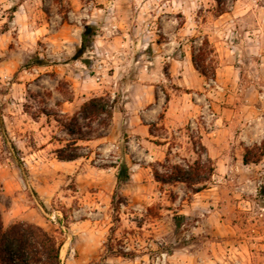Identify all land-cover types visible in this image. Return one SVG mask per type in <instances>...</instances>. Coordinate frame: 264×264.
Wrapping results in <instances>:
<instances>
[{"label": "rangeland", "instance_id": "obj_1", "mask_svg": "<svg viewBox=\"0 0 264 264\" xmlns=\"http://www.w3.org/2000/svg\"><path fill=\"white\" fill-rule=\"evenodd\" d=\"M85 24L96 35L77 54ZM199 49L206 85L178 87L169 57ZM150 86L163 111L171 103L192 113L177 130L153 124L145 140L169 143L153 160L151 144L124 132L150 109ZM100 97L115 100L119 126L78 114L90 127L82 142L57 122ZM211 120L216 155L232 168L203 184L156 182L153 170L205 162ZM263 138L264 0L229 1L220 16L214 0H0V211L5 226L51 234L62 264H264V166L237 163ZM72 141L82 157L57 161L54 151ZM122 163L129 181L118 184Z\"/></svg>", "mask_w": 264, "mask_h": 264}, {"label": "trees", "instance_id": "obj_2", "mask_svg": "<svg viewBox=\"0 0 264 264\" xmlns=\"http://www.w3.org/2000/svg\"><path fill=\"white\" fill-rule=\"evenodd\" d=\"M229 1L235 0H214L215 13L220 16L226 13V5ZM96 27L93 25H83L81 33V45L77 49V54H82L86 49L92 46L93 38L96 35ZM202 46H208V42L203 40ZM199 55L195 56L192 52L191 59L197 72L205 79L208 78L207 67L204 66L205 55L202 49H199ZM212 78L214 72L212 70ZM167 101V97H165ZM115 106V100L109 101L104 98H91L83 102L77 113L68 117V123H60L61 127L70 135L76 136L77 141H89L87 133L83 130L90 128L89 125L81 126L78 124L77 115H81L83 120L92 121L99 116H104L105 120H100L99 124L104 127L112 118V110ZM159 116V120L162 119ZM154 125H149L150 128ZM205 153V162L198 159L192 164H186V168L180 165L171 167L168 175H160L156 170L152 171V176L159 184L182 183L187 186L203 184L210 181L214 174L215 166L212 159L208 156L206 149L200 146ZM81 147L76 145L75 141L66 142L65 145L54 151L55 158L59 162H73L82 156L78 152ZM264 154V138L259 145H253L251 148H244L241 157L243 165H257ZM118 184L129 181L128 169L125 164H121L116 175ZM200 189H194L193 193ZM61 246L56 239L43 228L24 221H16L5 226L0 211V264H61L60 260Z\"/></svg>", "mask_w": 264, "mask_h": 264}, {"label": "crops", "instance_id": "obj_3", "mask_svg": "<svg viewBox=\"0 0 264 264\" xmlns=\"http://www.w3.org/2000/svg\"><path fill=\"white\" fill-rule=\"evenodd\" d=\"M191 51L188 52L184 50L183 55L179 58H170L171 65L170 69L172 72H175L176 76H181V79L176 78L175 84H177L178 87L185 88L186 90L190 89H197L201 86H205L206 83L204 81L205 78H203L195 69L192 63L191 59ZM170 71V72H171ZM174 75H171V77ZM190 77L195 80V83H190L187 81ZM151 88V96L148 97L147 102L151 105L150 109L147 112L139 111V113L133 117H130L129 119L124 121V128L125 133H129L133 135V137L137 136L139 137L143 142L151 144V160L158 159L159 156H164V154L160 151L161 149L167 148L169 143L167 142V139H158V143L152 142L156 138L151 135V143L149 141H146L145 139L149 136V125L155 124L159 120V116L161 113H163V117L161 119L162 125L167 130H177L178 128L182 127V121L184 120L183 116L185 114H188L187 117L190 119L192 118V113H185L183 109H173V105L169 103L168 108L163 111V103L160 102L158 98H155V91L154 87L150 86ZM175 100V99H174ZM69 105L72 106V103H69ZM67 107H63V109L60 111L62 113L68 112ZM75 110V109H74ZM214 116V114H211ZM120 113L113 112L112 118H111V125H120ZM208 118H210L208 116ZM211 122V123H210ZM217 120H214V122L208 121L207 123V132L201 139L202 145L206 148L208 156L215 161L214 166L215 170L214 172L216 174L220 173L221 167L225 170L231 169L232 165L231 162L228 161V157L223 156V158H219L218 155H216V147L213 145L214 138L217 135V130L212 128L213 126H216ZM213 123V124H212ZM157 126V124H155ZM247 143L253 142L254 140H251L250 137H246ZM245 139H241V141H244ZM257 143V141H254ZM253 142V143H254ZM237 163H239L242 167H248V165L242 164V159L240 156H238ZM260 165L264 166V154L261 158V161L259 162ZM62 264V263H61Z\"/></svg>", "mask_w": 264, "mask_h": 264}, {"label": "built area", "instance_id": "obj_4", "mask_svg": "<svg viewBox=\"0 0 264 264\" xmlns=\"http://www.w3.org/2000/svg\"><path fill=\"white\" fill-rule=\"evenodd\" d=\"M92 68H93L94 74H95L94 79L98 83V82H100V79H101V76H102L101 75V70L103 69V67L101 65L94 64L92 66Z\"/></svg>", "mask_w": 264, "mask_h": 264}]
</instances>
